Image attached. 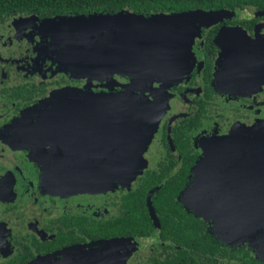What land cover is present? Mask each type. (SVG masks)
Listing matches in <instances>:
<instances>
[{"label":"flooded vegetation","instance_id":"1","mask_svg":"<svg viewBox=\"0 0 264 264\" xmlns=\"http://www.w3.org/2000/svg\"><path fill=\"white\" fill-rule=\"evenodd\" d=\"M210 9L221 13L201 25L190 66L172 83L159 73L130 89L145 103L112 133L99 106L52 105L121 93L133 75L99 79L94 65L60 61L78 58L67 36L94 29L89 16L138 12L125 0H0V264H243L241 250L264 264V217L256 229L247 220L238 240L217 226L239 221L235 188L248 176L204 175L216 181L204 186L218 192L217 217L186 200L209 150L264 123V6ZM143 106L163 111L155 130ZM53 108L62 109L55 130L45 118ZM131 158L146 164L127 183L111 166Z\"/></svg>","mask_w":264,"mask_h":264},{"label":"water","instance_id":"2","mask_svg":"<svg viewBox=\"0 0 264 264\" xmlns=\"http://www.w3.org/2000/svg\"><path fill=\"white\" fill-rule=\"evenodd\" d=\"M219 13L221 12L215 9L197 8L149 16L130 11L89 16L88 21L94 29L79 33L70 32L67 36L73 56L78 58L61 60L60 64L73 68L74 71L80 70L81 66L94 65L96 78H99L98 72H105L111 75L129 74L133 75V79L125 85L128 89L121 93H96L94 97L91 95L81 101H68L52 106H99V109L94 110L95 118L102 120L109 117L98 114L105 110L106 114L110 115L112 133L116 129H129L136 116L133 113L141 107L139 103H145V99H137L130 89L146 87V83H152L154 76L159 73H167L164 77L160 74V80L163 79L166 83L175 81L182 75L180 71H185L186 67L190 66L187 52L191 50L195 36L200 33L201 25L206 21L210 22ZM56 97L55 95L53 100ZM142 108L149 112L144 117V126L155 130L163 111L157 106ZM60 110L62 109L53 108L48 116H45L52 119L48 124L49 128H57L54 121L59 118L57 113H60ZM149 118L150 123L146 124ZM152 133L148 138L143 136L145 145L151 140ZM129 160L123 159L122 162ZM224 167H229L230 177L238 175L240 180L241 176H248L244 187L235 188L239 195L236 197L237 203L233 206L241 213L239 221L242 228L246 226L247 220L252 222L254 218L256 229L264 217V123L252 126L247 138L240 139L239 142L229 137L217 143L216 147L209 150L195 165V180L201 178L197 175L198 168H202L204 175L209 173L225 176L227 172L220 173L224 171ZM235 190L233 188V191ZM50 259L41 260L37 264L49 262Z\"/></svg>","mask_w":264,"mask_h":264},{"label":"rangeland","instance_id":"3","mask_svg":"<svg viewBox=\"0 0 264 264\" xmlns=\"http://www.w3.org/2000/svg\"><path fill=\"white\" fill-rule=\"evenodd\" d=\"M107 74L108 73H105V72H98L97 76L99 78L105 79L107 77H104V76ZM108 75H111V74H108ZM95 77H96V73H95ZM125 85H128V84H125ZM146 85H149V83L147 82ZM145 164H146V160L144 158L143 159L141 158V160L140 158H131L128 162L127 161L126 162L124 161L122 163L120 162V165L113 166L112 168H113V171H116V173L119 172L121 175H123L126 178L127 183H130L136 174H139L143 171ZM196 171L198 172L197 175L200 176L201 178H199V180L194 179L192 189L187 192L188 196L186 200L189 202V204L192 207L197 209L200 213L209 214L210 216L217 217L218 215L215 212H213L212 208L214 209V207H216V205L219 206V204L218 202L213 204V202H211L212 199L211 200L209 199L212 198V196H214L215 198V195H217L218 192L216 190H210V188L205 187V186H208V187L212 186L214 183H216V181H212L211 179L207 177L205 178L202 168H198ZM111 178H114V176ZM204 189L208 191L207 194L203 193L205 191ZM233 221L234 222H232L231 219L226 220L222 216L221 219L219 218V221L217 223L218 229L226 238H229L232 240L241 239L242 238V234H241L242 225L240 224V221H237V223H236V220L233 219Z\"/></svg>","mask_w":264,"mask_h":264},{"label":"trees","instance_id":"4","mask_svg":"<svg viewBox=\"0 0 264 264\" xmlns=\"http://www.w3.org/2000/svg\"><path fill=\"white\" fill-rule=\"evenodd\" d=\"M4 1V0H1ZM16 2L26 0H15ZM124 1V0H121ZM126 4L131 6L134 10L138 12V14L144 15H152L156 13H173L181 12L178 10H189L192 8H219L224 5L232 6L235 3L239 4H247L253 2L260 6H264V0H125ZM167 11V12H166ZM172 11V12H170ZM174 213L178 215L184 214L178 207L174 206ZM195 222L192 221V226ZM243 253L244 255H241ZM240 258L244 259L242 261L243 264H259L262 263L255 256H249L247 251H240Z\"/></svg>","mask_w":264,"mask_h":264}]
</instances>
